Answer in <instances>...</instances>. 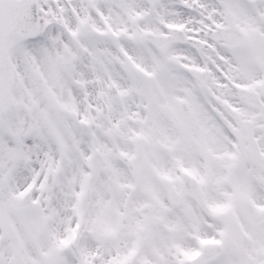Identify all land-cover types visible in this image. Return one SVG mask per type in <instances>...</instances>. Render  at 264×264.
<instances>
[{"label": "snow or ice", "instance_id": "obj_1", "mask_svg": "<svg viewBox=\"0 0 264 264\" xmlns=\"http://www.w3.org/2000/svg\"><path fill=\"white\" fill-rule=\"evenodd\" d=\"M0 264H264V0H0Z\"/></svg>", "mask_w": 264, "mask_h": 264}]
</instances>
